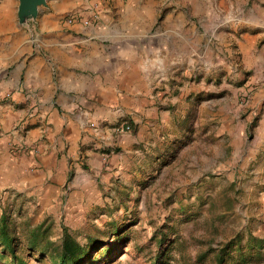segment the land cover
<instances>
[{
	"label": "rangeland",
	"instance_id": "1",
	"mask_svg": "<svg viewBox=\"0 0 264 264\" xmlns=\"http://www.w3.org/2000/svg\"><path fill=\"white\" fill-rule=\"evenodd\" d=\"M148 1L146 36L163 38V64L138 96L121 87L65 106L25 86L15 103L17 46L0 41L5 157L28 154V169L53 157L52 191L21 189L12 173L0 180V230L28 264H52L33 249L67 239L88 264H217L225 248L226 264H264V0ZM88 6L64 20L97 24L103 7ZM39 17L21 22L17 10L20 32L38 39ZM70 117L78 128L67 141ZM0 264H15L1 244Z\"/></svg>",
	"mask_w": 264,
	"mask_h": 264
},
{
	"label": "crops",
	"instance_id": "2",
	"mask_svg": "<svg viewBox=\"0 0 264 264\" xmlns=\"http://www.w3.org/2000/svg\"><path fill=\"white\" fill-rule=\"evenodd\" d=\"M48 1L49 7H41L36 23L40 29L35 34L36 40L32 35L26 37L20 32L16 22L19 0L0 4V41L6 36V40L17 46L15 67L8 76L9 79L13 76V102L23 101L25 86L35 89L46 104L56 99L65 106L78 103L85 95L107 99L121 87L138 96V90L150 85L155 74L161 71L163 38L146 36L149 22L156 17L154 6L148 0L127 4L119 0ZM91 4L101 10L103 7L97 24L64 20L66 14L74 10L81 12L80 7ZM53 116L55 120L59 119L55 113ZM35 119L29 120L33 123ZM11 120L5 116V126ZM64 122L61 129L68 141L78 127L72 117L65 118ZM40 129L41 126L32 125L28 133L30 139H35L34 131ZM6 144L0 141V180L12 173L21 189L27 188L33 193L52 191L55 174L52 169H47L48 165L54 166L52 155L49 158L48 153L43 152L41 156L46 159L40 158V167L28 169L31 157L22 153L16 159L6 158Z\"/></svg>",
	"mask_w": 264,
	"mask_h": 264
},
{
	"label": "trees",
	"instance_id": "3",
	"mask_svg": "<svg viewBox=\"0 0 264 264\" xmlns=\"http://www.w3.org/2000/svg\"><path fill=\"white\" fill-rule=\"evenodd\" d=\"M8 228L3 227L0 230V244L5 252H8L15 264H28V261L22 259L18 254V242L15 236H10ZM259 239L258 242H262ZM35 252H40L42 256H49L52 264H88L92 259L90 253L77 241L72 239L65 240L64 244L59 247H36ZM228 250V251H227ZM229 249L225 248L217 256V264H226L225 258L229 255Z\"/></svg>",
	"mask_w": 264,
	"mask_h": 264
},
{
	"label": "water",
	"instance_id": "4",
	"mask_svg": "<svg viewBox=\"0 0 264 264\" xmlns=\"http://www.w3.org/2000/svg\"><path fill=\"white\" fill-rule=\"evenodd\" d=\"M18 15L21 22L28 19L37 18L42 5L47 4V0H19Z\"/></svg>",
	"mask_w": 264,
	"mask_h": 264
},
{
	"label": "built area",
	"instance_id": "5",
	"mask_svg": "<svg viewBox=\"0 0 264 264\" xmlns=\"http://www.w3.org/2000/svg\"><path fill=\"white\" fill-rule=\"evenodd\" d=\"M83 16L81 14H72L69 18H68V22L69 23H74L77 22L78 20H82ZM131 129V124L130 123H124L122 125H117L115 130L118 132H124L126 130H130Z\"/></svg>",
	"mask_w": 264,
	"mask_h": 264
}]
</instances>
